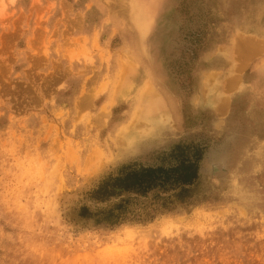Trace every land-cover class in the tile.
Segmentation results:
<instances>
[{
	"label": "rangeland",
	"instance_id": "374dc122",
	"mask_svg": "<svg viewBox=\"0 0 264 264\" xmlns=\"http://www.w3.org/2000/svg\"><path fill=\"white\" fill-rule=\"evenodd\" d=\"M189 146L192 185L88 197ZM0 264H264V0H0Z\"/></svg>",
	"mask_w": 264,
	"mask_h": 264
},
{
	"label": "trees",
	"instance_id": "16d2710c",
	"mask_svg": "<svg viewBox=\"0 0 264 264\" xmlns=\"http://www.w3.org/2000/svg\"><path fill=\"white\" fill-rule=\"evenodd\" d=\"M184 149L186 156L178 166L170 169L142 166L130 168L116 177L104 180L88 194V197L97 202H105L124 195L147 196L153 191L166 194L192 185L198 179L203 150L197 146H189ZM129 200L123 201L106 214L97 215L94 223L109 228L120 226L125 221V214L130 211ZM78 216L81 219L93 217L86 207L80 208Z\"/></svg>",
	"mask_w": 264,
	"mask_h": 264
},
{
	"label": "crops",
	"instance_id": "0c3cea01",
	"mask_svg": "<svg viewBox=\"0 0 264 264\" xmlns=\"http://www.w3.org/2000/svg\"><path fill=\"white\" fill-rule=\"evenodd\" d=\"M222 46H233V42L232 41H229V43H227V44H225V45H222ZM231 65V64H230ZM223 84L219 87V89H223V87H224V85H225V81H223L222 82ZM228 86H230V82L229 81H227V84H226V86L225 87H228ZM218 89V90H219ZM225 99H220L219 100V102L218 103H215L214 104V111H215V113L216 114H218L222 109H223V106H224V104H225Z\"/></svg>",
	"mask_w": 264,
	"mask_h": 264
},
{
	"label": "bare ground",
	"instance_id": "6f19581e",
	"mask_svg": "<svg viewBox=\"0 0 264 264\" xmlns=\"http://www.w3.org/2000/svg\"><path fill=\"white\" fill-rule=\"evenodd\" d=\"M168 26V25H167ZM91 103V102H90ZM163 103V102H162ZM161 109V108H160ZM157 111H158V108H157ZM157 111H156V113H157Z\"/></svg>",
	"mask_w": 264,
	"mask_h": 264
}]
</instances>
